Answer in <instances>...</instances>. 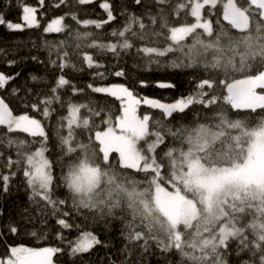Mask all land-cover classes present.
<instances>
[{
    "label": "snow or ice",
    "instance_id": "1",
    "mask_svg": "<svg viewBox=\"0 0 264 264\" xmlns=\"http://www.w3.org/2000/svg\"><path fill=\"white\" fill-rule=\"evenodd\" d=\"M93 2L78 0L81 5ZM134 3L143 8L145 0ZM172 4L173 0H152L141 15L127 13L123 27L111 31L110 35L119 40L93 41L88 46L119 58L135 46L132 38L146 41L163 36L168 42L164 47L141 46L136 49L137 54L165 57L179 53L169 61V66L202 68L205 72V77L197 82V91L174 102H161L141 97L121 84H89L92 92L112 97L120 106L114 111L110 104L94 105L91 100L86 104L67 102L68 115L61 117L57 132L64 169L61 185L68 190L73 208L87 210L94 219L105 223L109 219L122 223V233L132 245L131 249L125 246L130 256L137 248L142 250L141 255L148 252L154 243L163 253L175 252L179 256L177 264H232L229 257L233 253L236 264H264V91H257L264 90V0H175L173 14L177 18L181 12L185 14V22L180 26L170 24L166 15ZM100 7L107 19L85 20L84 26L101 29L115 19L108 2ZM22 12L24 25L39 27L34 7L22 6ZM188 15L192 20L187 19ZM212 15L217 16L215 25L208 18ZM144 16L150 24L144 23ZM72 18L81 23L75 15ZM62 20H52L44 31H63ZM221 20L230 28H225ZM3 24L10 30L20 31L24 27L6 21L0 14V25ZM157 24L166 31H156ZM92 35L77 33V38L88 39ZM83 58L89 67H103L94 63L91 55L85 54ZM14 63L9 62V66ZM51 63L57 65L55 60ZM57 66L63 70L68 64L61 58ZM113 74L126 75L115 69ZM96 75L106 78V73ZM17 76L19 73H0V91H7V85ZM69 83L63 76L58 77L51 89L54 95L32 103L31 108L47 118L53 102L64 106L58 90ZM217 85H222L226 94L211 96L206 101L209 93L204 91L205 87L213 89ZM157 86L174 87L164 82ZM17 91L18 88H12L10 94L16 95ZM82 91L73 86L74 95ZM221 99L228 107H222L209 121H177L174 116L185 113L194 104L210 107ZM141 104L159 109L162 118L138 115ZM82 109L87 116L81 115ZM230 110L261 113L255 120L232 119ZM92 117L98 118L99 123ZM0 127L7 130L0 133V145L14 148L17 156L7 160L8 174H0L2 191L7 192L11 179L22 171L31 192L29 200L34 204L43 202L37 211L45 215L51 209L57 222L70 228L61 218L69 212L60 207L68 200L55 197L53 165L46 155L49 136L42 122L27 113L16 114L0 98ZM78 128L88 131L87 142L78 138ZM15 132L26 133L33 139L9 135ZM28 219L31 222L33 218ZM7 227L11 234H18L14 223ZM31 235L40 238L35 231ZM100 243L92 231L81 229L71 242V252L88 253ZM59 251L58 247L8 245L0 253V264H54L53 257Z\"/></svg>",
    "mask_w": 264,
    "mask_h": 264
},
{
    "label": "trees",
    "instance_id": "2",
    "mask_svg": "<svg viewBox=\"0 0 264 264\" xmlns=\"http://www.w3.org/2000/svg\"><path fill=\"white\" fill-rule=\"evenodd\" d=\"M108 2L115 19L110 23L104 24L101 29H96L94 25L84 26L85 20H106L107 13L100 7L101 3ZM152 0H145L144 7L138 6L134 0H94L91 4L81 5L78 0H0V14L6 21L19 23L22 15V6H32L36 9V18L39 27H23V30H10L6 24L0 25V73L13 76L19 73L14 80L7 85V91H0V98L6 100L16 114L27 113L32 117L40 120L49 136L48 152L53 165V176L55 178V197L67 199L68 203L60 205L62 210L69 212V215L61 218L65 219L70 228H63L58 222L56 216L51 214V209H47L45 215H41L37 209L42 207L43 202L34 204L29 200L31 192L26 183L22 171L17 172L10 181L9 190L2 191V183H0V253L8 245H24L29 247H58L61 251L57 252L53 261L54 264H122L128 261L133 264L136 261H142V264H177L179 256L175 252L163 253L153 243L150 250L141 255L140 249H135L130 256L125 251L127 245L129 249L132 245L125 239L122 233V223L119 220L109 219L107 223L104 220L93 218V214L87 210H77L72 207L70 194L66 187L61 185L60 177L62 174L61 150L59 148V138L57 132L60 127L61 117L68 115L67 102L73 104H86L91 102L94 105H111L113 110L119 108L120 102L105 94L94 93L88 87L89 84L95 86H108L111 84H121L141 97L153 98L162 102H174L175 99L187 97L197 91V82L205 77L202 68H174L169 66V61L174 55L169 53L165 57H150L144 53L137 54V48L141 46L164 47L167 41L163 36L152 37L146 41L132 38L135 45L132 49L122 52L119 58L113 56L111 52H102L98 47H89L93 41L116 42L119 37L110 35L113 29H121L127 19V13L134 12L141 15ZM175 0L173 4L167 8L166 15L170 17L169 23L180 26L185 22V14L181 12L179 18L173 14ZM75 15L81 23H77L72 17ZM56 17L63 18L64 30L61 32H45L44 26ZM215 25L217 16L208 17ZM188 20H192L190 15ZM144 23L150 24L147 16H144ZM225 28H230L221 20ZM218 27V26H217ZM138 30V26H137ZM156 31L165 32V29L156 25ZM235 32V30H232ZM86 32L93 33L88 39H78L77 33ZM239 35L238 33H235ZM131 37V33L128 34ZM205 39L207 37L205 36ZM190 40V38H189ZM79 45V46H77ZM68 55L65 56L64 53ZM88 54L93 57V61L99 62L103 67H89L84 60V55ZM35 57V59H33ZM63 58L68 66L61 70L57 65ZM150 59L159 60V63H149ZM57 61V65H53L51 61ZM15 62L9 66V62ZM259 67V63L256 65ZM115 70H123L126 75L117 77L113 74ZM106 73V78H100L96 73ZM216 75V73H212ZM63 76L70 81L69 85L60 88L59 95L64 101V106L59 102H53L50 105L51 112L47 118L34 111L31 108L32 103L44 97H52L51 91L56 86L57 78ZM33 77H36L34 80ZM143 82V84H142ZM159 82L171 83L172 88H160L157 86ZM73 86L77 89H83L82 92L73 94ZM12 88H18L16 95H11ZM223 86L217 85L213 89L205 87L204 91L209 93L205 100L211 96H222L226 92L222 91ZM264 91V90H257ZM223 105L221 99L218 103L212 104L210 107H204L201 104H194L186 110L185 113H175L177 121H192L199 119L201 121H209L215 113L221 111ZM43 108V105H40ZM261 113H251L249 110H230L232 119L250 118L255 120ZM138 114L143 116L149 115L153 119L162 118V112L159 109L140 105ZM82 116L88 113L81 110ZM97 123L99 119L92 117ZM6 128L0 127V133H5ZM78 138L84 142L88 140V131L83 128L76 129ZM63 134H67L66 121ZM13 137L26 138V133H11ZM39 139V138H37ZM171 143V140H169ZM38 146V145H35ZM34 146V147H35ZM162 147V146H161ZM160 149H158L159 151ZM0 174H8L9 169L5 167L7 160L17 158L15 149H9L0 145ZM115 155V154H113ZM13 165L12 171H15ZM33 219L29 222L28 217ZM14 223L18 229V234L14 235L8 231V225ZM77 225L80 227L77 228ZM92 231L101 241L88 253H78L73 255L71 252V242L76 240L80 230ZM37 232L38 236L34 237L31 232ZM62 237V238H61ZM232 264H236L237 257L233 253L229 257Z\"/></svg>",
    "mask_w": 264,
    "mask_h": 264
},
{
    "label": "rangeland",
    "instance_id": "3",
    "mask_svg": "<svg viewBox=\"0 0 264 264\" xmlns=\"http://www.w3.org/2000/svg\"><path fill=\"white\" fill-rule=\"evenodd\" d=\"M40 2H41V0H40ZM32 7V6H31ZM22 15H23V12H22ZM22 15H21V17H22ZM35 15H36V13H35ZM58 18H61V17H56V18H54V19H58ZM54 19H52V20H54ZM51 20V21H52ZM38 21V20H37ZM51 21H49L45 26H44V29H45V27H47V25L49 24V23H51ZM20 24H22V25H24V22H23V20L21 19L20 20V22H19ZM62 24H63V20H62ZM24 27H27L26 25H24ZM109 86V85H108ZM146 98V97H145ZM162 102V101H161ZM141 105H144V104H141ZM144 106H147V105H144ZM147 107H150V106H147ZM137 113H138V109H137ZM139 115V114H138Z\"/></svg>",
    "mask_w": 264,
    "mask_h": 264
}]
</instances>
